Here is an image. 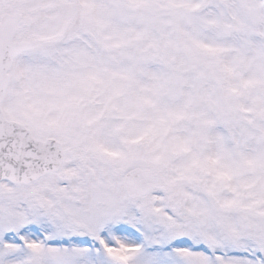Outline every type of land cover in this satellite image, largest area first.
I'll use <instances>...</instances> for the list:
<instances>
[{
  "label": "snow or ice",
  "instance_id": "6c2138e0",
  "mask_svg": "<svg viewBox=\"0 0 264 264\" xmlns=\"http://www.w3.org/2000/svg\"><path fill=\"white\" fill-rule=\"evenodd\" d=\"M0 264H264V0H0Z\"/></svg>",
  "mask_w": 264,
  "mask_h": 264
}]
</instances>
